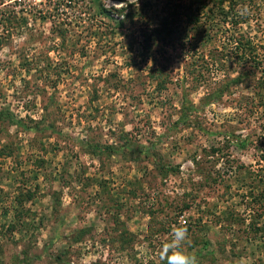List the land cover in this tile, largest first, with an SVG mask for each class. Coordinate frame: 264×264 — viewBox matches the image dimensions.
<instances>
[{
	"label": "rangeland",
	"instance_id": "374dc122",
	"mask_svg": "<svg viewBox=\"0 0 264 264\" xmlns=\"http://www.w3.org/2000/svg\"><path fill=\"white\" fill-rule=\"evenodd\" d=\"M166 1L0 0V264H165L177 226L198 264H264V0L140 45Z\"/></svg>",
	"mask_w": 264,
	"mask_h": 264
},
{
	"label": "trees",
	"instance_id": "16d2710c",
	"mask_svg": "<svg viewBox=\"0 0 264 264\" xmlns=\"http://www.w3.org/2000/svg\"><path fill=\"white\" fill-rule=\"evenodd\" d=\"M247 2L252 0H245ZM244 4V0H167L165 5L162 6V14L159 16L157 23L154 25L138 26L140 29L141 43L144 47H150V42L152 40L159 41L165 45L171 44L173 39L181 41V45L184 43L191 42L190 40L197 41L198 43L204 42L206 39H212L215 37V28L213 24L218 22L227 21L231 25H237L240 21L245 19L244 16L235 12L236 7ZM99 12L101 14L108 13L104 7H100ZM217 12L221 13V20L218 19ZM234 12V14H233ZM228 15L230 16L228 19ZM128 16L129 13H128ZM129 21H133L132 18H128ZM141 17V15H140ZM124 19V21H125ZM122 22V21H121ZM219 27V26H218ZM234 41V51L231 52L237 59V63L243 65L247 61H250L252 65L255 62L256 65L261 63V57L256 51L257 46L253 45L249 39L242 38L239 34ZM216 55L210 54L212 62L220 63L218 60V55L225 57V53L218 50H214ZM264 57V54H263ZM217 59V60H216ZM242 61V62H241ZM254 67V66H253ZM149 78H154L150 75ZM237 80V78H234ZM159 81V80H158ZM158 85L160 81L157 82ZM256 85V84H255ZM255 93H259L256 89ZM0 117L6 118L10 123L14 125L19 124V120L15 119L12 114L0 111ZM91 149L100 151L98 145H91ZM101 150L114 151L113 147L104 146ZM262 160L264 161V150L260 154Z\"/></svg>",
	"mask_w": 264,
	"mask_h": 264
},
{
	"label": "clouds",
	"instance_id": "9594fccd",
	"mask_svg": "<svg viewBox=\"0 0 264 264\" xmlns=\"http://www.w3.org/2000/svg\"><path fill=\"white\" fill-rule=\"evenodd\" d=\"M244 9L241 15L247 14ZM188 239V230L185 226H177L171 230V239L162 246L161 260L165 264H198L197 257L182 250L181 245Z\"/></svg>",
	"mask_w": 264,
	"mask_h": 264
}]
</instances>
